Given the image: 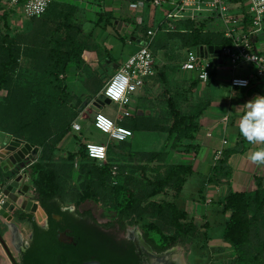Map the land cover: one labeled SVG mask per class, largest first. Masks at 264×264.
Returning <instances> with one entry per match:
<instances>
[{"label":"trees","instance_id":"1","mask_svg":"<svg viewBox=\"0 0 264 264\" xmlns=\"http://www.w3.org/2000/svg\"><path fill=\"white\" fill-rule=\"evenodd\" d=\"M128 2L137 1L128 0ZM145 2L149 1L145 0ZM15 11L14 9L6 10L2 16L8 18ZM101 20L108 26L113 24L114 16L106 12ZM183 23L194 25L178 33L185 47L218 45L223 48L233 44L230 37H226L220 31L207 28L205 23L198 26L190 20ZM4 24L8 30L9 24L7 22ZM12 41L13 38L6 33L1 43L6 55L0 58V93L7 91V95L0 103V128L27 140L32 145L41 147L40 156L31 163L25 173L31 178L35 199L39 201L40 207L44 209L50 220V227L45 229L35 222L33 214L27 213L26 216L32 220V228L37 233L34 243L24 255L23 264H82L84 261L95 258L102 264H107L108 258L112 257L111 264H140L133 251L130 255L120 254L118 247L108 239L109 234L113 235L111 232L101 230L98 235L83 231L81 224L76 220L72 221L70 227L73 229L72 233L77 244L61 242L57 235V224L53 219V213L64 214L60 204H68V200L73 199L75 205L73 215L89 217L105 229H115L116 225L125 229L140 205L151 197L165 192L167 187L175 188L174 196L177 197L188 175L192 173V165L169 163L168 152L177 150L179 147H184L186 151L190 150L191 142L200 129L199 118L207 109L208 101L200 100L189 112H182L179 108L180 94L172 95L170 123L165 127L167 131L165 146L160 150L140 153L134 149L127 151L128 156L132 157L142 154L144 165H139L137 168L140 170L143 181L147 183V189L143 195H139L134 186L120 181L127 166L121 162V156L117 157L120 158L119 163L117 162L119 165L114 164L113 159L119 155V152L111 155L112 150H115L114 145H108L106 162H98L90 158L86 153L85 143L81 141L82 138L76 139L78 145L76 150L69 151L60 159L54 157L59 143L73 130V121L79 117L84 106L93 98L88 96V100L82 105L85 98L81 99L78 95H73L67 79L65 81L59 77L62 75L65 78L67 75L73 52L72 46L77 44V40L69 34L54 37L55 45L48 46L46 49L49 62L47 64L51 66L50 72L57 78L58 83L48 87L47 90L46 84L40 83L36 91L29 85H12L10 71L16 65L19 55L12 46ZM214 71L215 65L210 79ZM192 80L191 89L194 91L200 80L197 77ZM100 90V88L96 89L94 97L96 96L95 100L101 105L106 101L100 94L97 95ZM121 123L135 131H141L147 127L160 128L158 119L152 115L133 114L129 116V121ZM120 142L125 145L127 140ZM246 142L248 141L240 136L238 141L240 149L245 147ZM117 147L122 149L121 144ZM230 152L226 151L212 169L211 177L217 182L230 174L227 162ZM76 156L80 157L79 167L74 165ZM154 162L164 165L163 170L150 177L147 170ZM114 167H116L115 174H113ZM156 168L161 166L158 165ZM75 175L77 181L81 182L82 188L73 197L67 194L65 185ZM112 179L117 181L112 182ZM105 185L110 188L113 201L108 205L100 206V199L103 197L100 188ZM109 193L107 194L110 195ZM219 205L223 213L227 214L222 238L231 250L230 264H264V185L261 174L254 175L252 186L248 190H230L219 201ZM101 210L104 212V217H101ZM165 211L169 212L174 226L172 233L164 231L156 221L145 220L142 215L132 221L133 224L138 225L143 236L158 252L175 246L181 239H187L198 230L196 222L189 219L188 212L175 201L158 203L152 216H161ZM204 225L206 229L203 234L206 239H209L210 225L208 223Z\"/></svg>","mask_w":264,"mask_h":264},{"label":"rangeland","instance_id":"2","mask_svg":"<svg viewBox=\"0 0 264 264\" xmlns=\"http://www.w3.org/2000/svg\"><path fill=\"white\" fill-rule=\"evenodd\" d=\"M149 2L151 3V0ZM113 3H116L115 0H53L46 13L40 16H25L20 13L18 8L14 13L10 14L8 18H4L2 14L8 9L4 6L3 1H0V58L6 55L1 45L2 39L6 33H9L13 38L12 46L19 52L17 63L10 71L12 85H29L35 91L38 89L40 83L46 84V90L50 86L57 85L58 80L50 72L51 66L47 64L49 62L46 49L48 46L52 47L55 45L54 37L69 34L77 40V44L72 46L73 52L67 75L65 78L62 77V75L59 77L63 80L67 79V82H70L69 79L74 78L71 88H69L73 95H77L76 92H80L81 90L86 92L84 86L90 90H93L96 84V89L103 88L104 82H106L110 75L119 68L121 64L120 58H122L114 57L110 48V45L113 43L115 44L116 40L119 38L117 32L113 27H108L109 25L106 26L103 20H101L102 16L108 12L107 10L113 6ZM121 3L122 5H129L131 8H135L132 6V3L128 4V0H121ZM165 8L166 7L154 9L153 7L149 10V13L151 11L156 13V9L163 12ZM163 16L164 12L162 13V18ZM162 18H159L160 20L158 19L155 24L159 25L160 21L163 20ZM5 22L9 24L8 30L6 29L7 26L4 24ZM155 24L153 23L152 26H150V23L147 25L141 24L142 26H140L139 31L142 33V39L146 38L147 30L149 28H154ZM160 26L152 43L156 45V48L154 46L156 52L155 49L154 52L159 60L156 66V76L153 82L144 90L145 95L141 96L144 98L142 101L144 105L140 106L138 104V107L142 109L139 111V114L154 116L158 119L160 128L147 127L141 130L142 136L139 137L137 142L130 139L125 145L121 143V148L126 152L130 149H134L137 153L148 150H160L165 146L167 136L165 127L170 123V97L172 95L176 93L180 94L181 101L179 103V108L182 112H189L197 102L196 95L194 94L195 90L193 91L191 89V82L195 74L191 71L181 70L180 68V63L185 56V46L182 44L178 35V33H180L179 29L192 28L194 25H185L183 22H179L176 23V30L173 31L165 28V26H167L166 23ZM131 37L132 36L128 35V39L131 40ZM130 49L131 46H128L129 51H131ZM160 49L164 51H157ZM259 50L264 52V43H262V47H260ZM160 60L162 62L165 60L166 63L164 62V64H162ZM239 68L240 67H238V69ZM170 76L174 78H170ZM6 95L7 91L0 93V103L5 99ZM108 105L107 102L104 103V106ZM110 106L113 110L115 109L114 104ZM93 112L94 107H89L88 105H85L82 109L79 115L82 125L81 131L84 129L86 130L85 135L88 139L106 143L108 135L95 130L91 125ZM124 120L125 122L129 121V117H125ZM117 151L118 149L112 150L111 155H114ZM175 151L177 150L168 152L169 163H176L178 161L177 158H175V154L171 155V153ZM62 156L65 157L66 154ZM118 156L119 155L113 159L114 164L119 163L120 158L118 159ZM121 161L126 164L127 170H125V173L121 176L120 181L134 186L136 192L139 195H143L147 189V183L143 181L140 170L137 168L139 165H144L142 154H138L135 157L125 154L121 157ZM158 165H160L161 168L157 169L156 166ZM129 166L131 168H128ZM162 166L164 165L157 162L151 163L150 169L147 170V174L153 177L161 173L163 170ZM76 178L77 176L75 175V177L65 185L67 194L73 197H75L76 192H79L78 190L82 188L81 182L79 180L77 181ZM113 181L117 180L112 179V182ZM100 189L102 190L103 197H101V203H99V205L110 204L113 201L110 188L105 185ZM175 193V188L167 187L165 192H161L143 202L130 218L127 226L137 227L138 225L133 224L132 221L142 215L145 220L156 221L162 226L164 231L172 233L174 231V226L171 223L169 212L165 211L158 217H153L152 212L155 211L158 203L167 201L176 202ZM191 194L192 191L187 188L185 192L186 202L191 200ZM68 205L75 207L73 199L68 200ZM213 207L217 208L218 205L213 204ZM100 214L101 217L105 216L102 210ZM224 217L223 215V218ZM188 218L191 219L190 217ZM195 222L198 226V230L195 234L189 236L187 239H181L175 245V247L180 248L183 253L184 264H230L231 250L222 238L224 222L217 221L210 224L208 228L209 239H206L203 234V231L206 229L203 220L196 219ZM109 232L115 233L116 230L112 229Z\"/></svg>","mask_w":264,"mask_h":264},{"label":"crops","instance_id":"3","mask_svg":"<svg viewBox=\"0 0 264 264\" xmlns=\"http://www.w3.org/2000/svg\"><path fill=\"white\" fill-rule=\"evenodd\" d=\"M136 1L140 3L138 8L122 5L121 0H115L116 3H113V6L107 10L114 16L113 24L108 27H113L119 36L116 43L110 45V48L114 57H122L120 58L121 63L130 54L138 50L146 39L141 38L142 33L139 31L140 26L149 23L150 26H152L159 18H162L163 12L159 9H156V13L151 11L150 15L149 10L153 8L150 2L145 3V0ZM129 3L131 2H128V4ZM119 21L122 22L120 26ZM131 25L134 26L131 27ZM182 29H179V31H184ZM129 30L132 32L130 33ZM128 35L132 36L131 40L128 39ZM262 43H260V47H262ZM128 46H131V51L128 50ZM154 46L156 48V45H151L153 52L155 49ZM157 51L163 52L164 50L160 49ZM212 60L215 65L214 74L207 82L200 81L194 92L197 102L200 100L208 101L207 109L199 118V132L196 138L191 142L192 147L190 150L186 151L184 147H179L177 151L171 153V155L175 154V158L178 160L176 163L192 165V173L188 175L182 191L176 197L177 204L188 212L191 219L195 221L196 219H202L203 223H208L209 225L217 221L225 222L227 214H224L221 210L219 201L230 190H248L252 186L255 174H261L264 185V165H254L248 159L253 151L264 149V143L253 144L246 142L245 147L241 149L238 145L239 138L242 136L239 130L240 120L247 111L244 104L257 95H264V80L254 82L245 88L232 87L230 83L231 77L233 75L246 74V68L241 66L238 69L239 66H233L227 59L222 57H214ZM164 62L166 63L164 60L162 64H164ZM158 63V56H156V66ZM155 76L148 79L146 85L132 96L131 108L133 114L140 116L139 111L142 109L138 107V104L140 106L144 105L142 102L144 98L141 96L145 95L144 90L153 82ZM195 77L196 75L193 76V78ZM170 78L174 77L170 76ZM73 79L74 78L69 79L70 82H68V84L70 88ZM96 87L97 84L93 87V90H90L84 86L86 92L82 90L76 92L79 97L82 99L85 98L82 105L85 104L91 96L93 98L89 100L87 105L89 107H94V111L96 108H102L115 117H119L120 112L118 105H115V109L113 110L110 105H100L95 100L96 96L94 97V95ZM102 89L103 88H101L97 95L101 93ZM120 122H125L124 118L121 119ZM129 128L131 127L129 126ZM85 131L84 129L81 132L75 130L69 132L59 143L54 157L60 159L63 154L76 150L77 148L75 147L78 146L76 139L82 138L81 141L83 142L88 139L85 135ZM132 131L133 135L127 139V142L130 141V139L137 142L139 137L142 136L141 131H135L134 129H132ZM224 140H227V144L224 146L223 155L226 151H231L227 158L230 174L228 177L223 178L222 181L217 182L211 177V173L215 164L220 160L216 161L214 159L215 151L218 147L222 146ZM107 141L108 139L106 142ZM27 142V140L0 128V174L16 177L29 168L31 165L30 162L32 163V161H35V159L40 156L41 147L35 145L33 147L38 148L35 156L23 152L22 149ZM120 144L121 142H108L109 146L114 145L115 149H118L117 152H119V157H122L127 154V152L117 147ZM30 179L29 176V180ZM187 188L192 191L191 200L189 202H186L185 198ZM213 204H217L218 207L214 208ZM65 205L69 206L67 203H65ZM28 214L20 210V218L16 217L13 220H8V217L0 215V233L17 261L20 257V241H25L32 231V220L26 216ZM223 215L225 216L224 218ZM34 218L35 216H33V219ZM0 263L12 264L1 242Z\"/></svg>","mask_w":264,"mask_h":264},{"label":"built area","instance_id":"4","mask_svg":"<svg viewBox=\"0 0 264 264\" xmlns=\"http://www.w3.org/2000/svg\"><path fill=\"white\" fill-rule=\"evenodd\" d=\"M1 1H3L4 6L8 10H17L19 8L20 13L28 17L44 14L53 2V0ZM151 4L154 8L166 7L163 10V20L160 21L159 25L155 24L154 28L147 30L146 39L139 49L130 54L120 64L119 68L110 75L101 91V94L104 95L103 99L109 105L119 106L120 116L115 117L102 108L95 110L92 115L91 125L93 128L108 135L106 143L92 139H87L84 142L87 155L98 162H106L108 158V142L125 141L133 135L132 129L120 121L133 115L131 108L132 96L146 85L148 79L156 75V56L151 45L161 27L160 25L164 23L167 25L165 28L172 31L176 30V23L182 21H193L196 26L205 23L207 28L220 31L226 37H230L233 40V44L220 48L217 57L227 59L233 66H244L246 68V74L233 75L231 77L230 83L232 87L245 88L254 82L264 80V52L259 50L260 43L258 38V35L264 32V0H151ZM133 5L138 8L140 3H132ZM200 47L186 46L184 48L185 56L180 63V68L184 71L193 72L201 82H207L214 68L212 60L214 57L211 58L201 53ZM117 75H125L129 80L128 103L126 104L114 103L105 94L107 86ZM237 81L246 83L240 84L236 83ZM98 116H103L112 122V128L109 132H104L97 127ZM72 128L75 131L82 129L80 117L73 121ZM119 129L124 131H118ZM117 136H123V139H117ZM226 144L227 140H224L222 146L216 149L214 155L216 161L223 156ZM89 145L104 147L106 149L104 158H93L90 155ZM79 163L80 157L76 156L75 167H79ZM115 173L116 167L113 170V174ZM21 174L23 175V181L29 184V190L33 192V185L25 170ZM6 200L7 196L0 193V209L3 208Z\"/></svg>","mask_w":264,"mask_h":264},{"label":"flooded vegetation","instance_id":"5","mask_svg":"<svg viewBox=\"0 0 264 264\" xmlns=\"http://www.w3.org/2000/svg\"><path fill=\"white\" fill-rule=\"evenodd\" d=\"M60 208L62 212H64V214L53 213V219L57 224L56 230L58 238L65 244H77L75 241V236L72 233L73 229L72 227H70V224L73 220H76L77 223L81 224L83 231L86 232L90 231L91 233L98 234V232L101 230H112V228L105 229L101 226L100 223L94 222L89 217H78L76 215H73L75 213V207L60 204ZM34 220L39 226L45 229H48L50 227V220L48 217L42 222H39L36 218H34ZM115 230L117 233H112L113 235L109 234L108 239H110V242L118 247L120 254L130 255L131 251H133L134 254L138 257V261L140 264H156L155 261L159 262V260H161V257H159L160 255L165 254L170 249L175 247L173 246L162 252L156 251L143 236V233L138 226H127L125 229H122L120 225H116ZM36 233L37 232L32 228L31 234L28 236V238L23 242L20 241V257L18 260V264H23L22 261L24 255L28 252V249H30L32 244L34 243L36 239ZM69 237H72L73 240H71ZM112 258H108L109 262H107V264H111V261L113 260Z\"/></svg>","mask_w":264,"mask_h":264},{"label":"clouds","instance_id":"6","mask_svg":"<svg viewBox=\"0 0 264 264\" xmlns=\"http://www.w3.org/2000/svg\"><path fill=\"white\" fill-rule=\"evenodd\" d=\"M135 7V5H133ZM244 84L246 82L237 81ZM129 80L125 75H117L107 86L105 94L114 103H128ZM247 108L245 115L241 118L239 130L241 135L249 143H264V95H257L244 104ZM97 127L104 132H109L112 122L103 116L97 117ZM118 131H124L119 129ZM123 139V136H117ZM90 155L93 158L103 159L106 149L102 146L89 145ZM248 159L254 165H264V149L253 151Z\"/></svg>","mask_w":264,"mask_h":264},{"label":"water","instance_id":"7","mask_svg":"<svg viewBox=\"0 0 264 264\" xmlns=\"http://www.w3.org/2000/svg\"><path fill=\"white\" fill-rule=\"evenodd\" d=\"M122 24L119 21V26ZM134 25H131L133 27ZM130 33L132 32L129 30ZM260 43L264 42V32L258 35ZM199 50L201 53L206 56L217 57L220 51V47L209 46V47H200ZM101 98H104V95L100 93ZM99 110V108H96ZM29 142L25 143L24 148L22 149L24 153L31 154L35 156L37 154V147ZM0 193H3L7 196V200L4 203L2 209H0V215L8 217V220H13L14 218H20V210L24 213H30L37 217L39 222H42L47 218V214L40 207L39 201L35 199V193L29 190V184L23 181V175H17L16 177H10L7 175L0 174ZM73 240L72 237H69ZM0 242L2 243L9 260L12 264H18L17 259L12 254L6 242L3 239L2 234L0 233ZM82 264H102L99 260L91 259L84 261Z\"/></svg>","mask_w":264,"mask_h":264},{"label":"bare ground","instance_id":"8","mask_svg":"<svg viewBox=\"0 0 264 264\" xmlns=\"http://www.w3.org/2000/svg\"><path fill=\"white\" fill-rule=\"evenodd\" d=\"M159 257L161 260L155 261L156 264H184L183 253L180 248L174 247Z\"/></svg>","mask_w":264,"mask_h":264}]
</instances>
